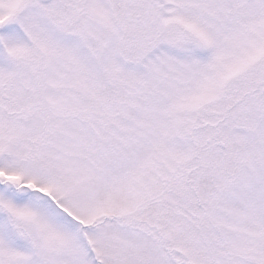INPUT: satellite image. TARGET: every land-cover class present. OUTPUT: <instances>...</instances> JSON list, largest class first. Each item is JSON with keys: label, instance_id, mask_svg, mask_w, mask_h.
I'll list each match as a JSON object with an SVG mask.
<instances>
[{"label": "snow or ice", "instance_id": "snow-or-ice-1", "mask_svg": "<svg viewBox=\"0 0 264 264\" xmlns=\"http://www.w3.org/2000/svg\"><path fill=\"white\" fill-rule=\"evenodd\" d=\"M0 264H264V0H0Z\"/></svg>", "mask_w": 264, "mask_h": 264}]
</instances>
